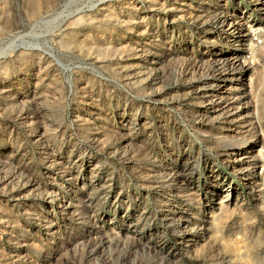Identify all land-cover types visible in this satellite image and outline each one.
<instances>
[{"label":"rangeland","instance_id":"obj_1","mask_svg":"<svg viewBox=\"0 0 264 264\" xmlns=\"http://www.w3.org/2000/svg\"><path fill=\"white\" fill-rule=\"evenodd\" d=\"M0 264H264V0H0Z\"/></svg>","mask_w":264,"mask_h":264}]
</instances>
